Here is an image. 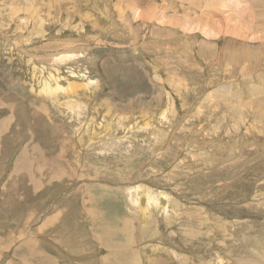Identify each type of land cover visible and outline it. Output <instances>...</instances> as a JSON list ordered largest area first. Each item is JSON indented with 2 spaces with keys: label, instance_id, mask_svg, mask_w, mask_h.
<instances>
[{
  "label": "rangeland",
  "instance_id": "obj_1",
  "mask_svg": "<svg viewBox=\"0 0 264 264\" xmlns=\"http://www.w3.org/2000/svg\"><path fill=\"white\" fill-rule=\"evenodd\" d=\"M168 1L0 0V264H244L263 238L264 0Z\"/></svg>",
  "mask_w": 264,
  "mask_h": 264
},
{
  "label": "bare ground",
  "instance_id": "obj_2",
  "mask_svg": "<svg viewBox=\"0 0 264 264\" xmlns=\"http://www.w3.org/2000/svg\"><path fill=\"white\" fill-rule=\"evenodd\" d=\"M168 1V0H167ZM178 1H180L181 2V0H178ZM222 1V0H221ZM169 2V1H168ZM183 2H184V0H183ZM233 3H234V0H233ZM237 3H239V1H237ZM150 4V3H149ZM215 4V3H214ZM236 4V3H235ZM124 5V4H123ZM144 5V4H143ZM151 5V4H150ZM206 5V4H205ZM229 5V4H228ZM232 5H234V4H232ZM235 6V5H234ZM145 7V6H144ZM191 7H193V6H191ZM214 7V6H213ZM224 8V7H223ZM130 9H131V15H132V18L134 17V19L135 20H137V19H141L142 17H143V15H142V12H140L139 10H141V9H139L137 6H135V5H132L131 7H130ZM148 9V8H147ZM150 9V8H149ZM151 10V12H152V9H150ZM162 10V9H161ZM191 10V9H190ZM204 10H206V9H204ZM236 12V11H235ZM250 12V11H249ZM187 13V12H186ZM201 13V12H200ZM208 13V12H207ZM232 13H234V12H232ZM152 14V13H151ZM150 14V15H151ZM202 14L204 15V13L202 12ZM221 14V13H220ZM146 15H147V13H146ZM153 15H155V14H153ZM153 15H151L152 16V18L154 17ZM159 15V14H158ZM207 15V14H206ZM218 15H219V13H218ZM228 15H230V14H228ZM165 16V15H164ZM168 16V15H167ZM166 16V17H167ZM174 16V15H173ZM141 17V18H140ZM146 17V16H145ZM150 16H148V18H149ZM156 17V16H155ZM223 18L225 17V15H223L222 16ZM147 18V19H148ZM151 18V19H152ZM161 17H159V19H160ZM173 18V17H172ZM190 18V17H189ZM202 18H205V17H202ZM207 18V17H206ZM228 18V17H227ZM150 19V18H149ZM148 19V20H149ZM151 19H150V21H151ZM159 19H157L158 21H159ZM226 19V18H225ZM229 19V18H228ZM228 19H226V20H228ZM231 19V18H230ZM233 19H235V18H233ZM157 20H155V21H157ZM172 20V19H171ZM170 20V21H171ZM191 20H193L192 18H191ZM205 20H207V19H205ZM225 20V21H226ZM236 20V19H235ZM262 20H264V19H262ZM153 21V20H152ZM155 21H153V22H155ZM188 21V20H187ZM196 21V20H195ZM199 21V20H198ZM203 21V20H202ZM201 21V22H202ZM161 22V21H160ZM167 23H169V24H167V25H170L172 22H168V21H166ZM175 22H177V21H175ZM186 22V21H185ZM189 22V21H188ZM200 22V23H201ZM210 22V21H209ZM208 22V23H209ZM158 23V22H157ZM234 23H236V21L234 22ZM238 23V22H237ZM263 23V22H262ZM138 24V23H137ZM196 24V23H195ZM195 24H193V26L194 27H198V26H196ZM201 24H203V23H201ZM241 24V23H240ZM161 25V24H160ZM164 25H166V24H164ZM174 25V24H173ZM173 25H172V27H173ZM210 26H211V24H209ZM216 25V24H215ZM236 26H239V23H238V25L237 24H235ZM234 25V26H235ZM259 25V24H258ZM264 25V24H263ZM191 26V25H190ZM192 26V27H193ZM223 26V25H222ZM226 26V29H224V27H223V29L224 30H226V31H224V30H222L223 31V33L224 32H227V31H229L228 32V35H229V33H230V31H231V34L232 33H234L235 32V34L237 33V35H239L238 33H240V32H242V30L239 32V29H241V27L239 28V27H236V28H239L238 29V31H236L237 29H235L234 31L232 30L233 28H231L230 27V29L231 30H227V24L225 25ZM229 26V25H228ZM244 26V25H243ZM169 27V26H168ZM193 27V28H194ZM234 27V28H235ZM131 28H132V26H131ZM166 28V27H165ZM171 28V27H170ZM190 28V27H189ZM218 28H219V26H218ZM206 29H208V28H206ZM217 29V28H216ZM221 29H222V27H221ZM264 29V28H263ZM218 30H220V29H218ZM246 30V27H245V29L243 30V31H245ZM198 31V30H197ZM233 31V32H232ZM247 31V30H246ZM133 32V31H132ZM209 31L207 30L206 32H205V34L206 35H209V33H208ZM216 33V36L218 35L217 34V32H215ZM220 33V32H219ZM223 33H222V35H223ZM245 33V32H244ZM244 33H242V34H244ZM174 34V33H173ZM186 34V33H185ZM225 34H227V33H225ZM241 34V33H240ZM249 34V33H248ZM255 34V33H254ZM96 35V34H95ZM135 35V34H134ZM195 35H197V34H195ZM233 36H235L234 34H232ZM189 36V35H188ZM241 36V35H240ZM240 36H238L239 38H240ZM243 36H248V35H243ZM250 36V35H249ZM135 37V36H134ZM133 37V38H134ZM137 37H138V35H137ZM179 37V36H178ZM236 37V36H235ZM251 37V36H250ZM257 37H259V36H257ZM217 38V37H216ZM242 38V37H241ZM245 38V40H246V37H244ZM244 38H242V39H244ZM137 39V38H136ZM135 39V40H136ZM213 39V38H212ZM225 39H226V37H225ZM229 39V37H227V40ZM235 39V38H234ZM248 39V38H247ZM252 39V38H251ZM256 39V38H255ZM259 39V38H258ZM207 40V39H206ZM230 40V39H229ZM237 40V39H236ZM257 40V39H256ZM209 41V40H208ZM231 41V40H230ZM233 41V40H232ZM252 41H255L254 40V37H253V40ZM234 42V41H233ZM212 43V42H211ZM232 43V42H231ZM247 43V42H246ZM208 44H209V42H208ZM249 44V43H248ZM48 45V44H47ZM205 45H207V44H205ZM212 45V44H211ZM211 45H209V46H211ZM214 45V44H213ZM200 46V45H199ZM243 46H245V44L243 45ZM247 46V45H246ZM212 47V46H211ZM248 47V46H247ZM76 48H77V50H76ZM76 48H72V47H70V46H66V47H64L63 48V51H61V52H55L54 54H50V56H52L53 57V63L54 64H62V62H69V61H72V60H75V61H78L79 62V60H78V58H80L81 56H83V54H84V52H81V50L79 49L78 50V47H76ZM206 49H207V47H206ZM214 49H215V47H214ZM226 49V48H225ZM233 49V48H232ZM235 50V49H234ZM233 50V51H234ZM250 50H252V48L250 47ZM254 50V49H253ZM256 50V49H255ZM75 51V52H74ZM85 51V50H84ZM208 51V50H207ZM214 51V50H213ZM229 51V50H228ZM236 51H237V49H236ZM240 51V50H239ZM230 53H232V50H231V52ZM234 53V52H233ZM239 53V52H238ZM241 54V51H240V53H239V55ZM244 54V53H243ZM251 54H252V52H251ZM261 54V53H260ZM259 54V55H260ZM228 55V54H227ZM230 55H233V54H230ZM230 55H229V57H230ZM246 55V54H245ZM244 55V56H245ZM259 55H257V57L259 56ZM238 56V55H237ZM243 56V55H242ZM254 57V56H253ZM260 57V56H259ZM231 58V57H230ZM229 59V58H228ZM255 59V58H254ZM231 60V59H230ZM244 60V59H243ZM246 60V59H245ZM232 61V60H231ZM256 61H258V60H256ZM237 62V61H236ZM245 66V65H244ZM247 66V65H246ZM59 67V66H58ZM56 70V69H55ZM243 71V70H242ZM245 72V71H244ZM50 73V72H49ZM51 74V73H50ZM170 74V73H169ZM172 74V73H171ZM263 76V75H262ZM85 77V76H84ZM76 78V77H75ZM48 82H49V80H47ZM43 82H45L44 80H43ZM43 82H40L41 84V87H39V88H41L40 90H44V91H47V90H51V88H50V86H49V84H48V82H47V84L45 83V84H43ZM51 82V81H50ZM57 87V86H56ZM47 94V93H46ZM53 94H56V93H54V92H52V91H49V93L47 94V95H50L51 96V98L54 100V101H57V99H54L53 98ZM50 98V99H51ZM52 101V100H51ZM59 101V100H58ZM53 102V101H52ZM79 102V101H78ZM57 103V102H56ZM69 103H71L70 101H69ZM75 103V102H74ZM85 103V102H84ZM54 106H55V102H53L52 103ZM72 105H73V103H71ZM228 104V103H227ZM43 105V104H42ZM75 105H78L77 104V102L75 103ZM45 108V107H44ZM76 111V110H75ZM35 115H37L36 113H35ZM161 117H164V114L163 113H161ZM6 122H4V124H5ZM80 124V123H79ZM161 133H162V130H160V129H158L156 132H154V135L155 136H157L158 138H159V136L161 135ZM153 135V136H154ZM79 137V136H78ZM156 137V138H157ZM161 137V136H160ZM89 140V139H88ZM158 140V139H157ZM162 141V140H161ZM165 141V140H164ZM94 142L93 141H91V139L88 141V143L87 144H89V145H91V144H93ZM169 146V145H168ZM193 150H194V148H193ZM197 151V150H196ZM124 156V155H123ZM184 159V158H183ZM183 159H181L179 162H178V164L180 163V162H182L183 161ZM112 163V162H111ZM119 163V162H118ZM189 165V164H188ZM119 166V165H118ZM15 169V168H14ZM19 169H21V168H19ZM174 169V168H173ZM169 172V171H168ZM57 177V176H56ZM138 186H139V184H138ZM127 187V186H126ZM137 187H128L127 188V190L129 191V194H130V191L132 190V189H136ZM139 188V187H138ZM126 190V191H127ZM125 191V192H126ZM137 192V191H136ZM135 192V190H134V193H136ZM62 194V193H61ZM135 195V194H134ZM137 195H139V194H137ZM147 195H148V193H147ZM133 195L132 194H130V197H132ZM145 196H146V194H145ZM159 196V195H158ZM155 197V196H154ZM154 197L150 194V195H148V197H147V199H148V201H150L148 204L150 205V204H152V202H156L155 201V199H154ZM157 197V196H156ZM160 197V196H159ZM141 198V197H140ZM130 199V202H131V204H133L134 206H136V204L139 202V198H137L136 196H134L133 198H129ZM157 199V198H156ZM60 200L61 199H59V200H56L57 201V203L59 204V202H60ZM57 203H53L52 204V207H55L56 205H58ZM157 205H158V203H157ZM152 206H154L155 207V205H152ZM159 206V205H158ZM148 207V206H147ZM157 207V206H156ZM143 208H145V207H143ZM159 208V207H158ZM147 209V211H148V208H145L144 209V211ZM140 210L142 211V208H140ZM192 210V209H191ZM162 211H164V209L162 210ZM143 212V211H142ZM57 212H55L54 214H47V213H44L42 216H38L36 219L37 220H41L42 222H40L41 224H43V222L44 221H47L48 223H49V221H51L52 220V222H53V219L56 217L57 218V214H56ZM144 213V212H143ZM46 214V215H45ZM175 214V213H174ZM179 214V213H178ZM139 215H140V220H141V224L143 225V222L142 221H144V217L142 216V214H140V212H139ZM145 215H146V212H145ZM36 219H35V221L34 222H36ZM121 220V219H120ZM177 220H178V217H177ZM122 221V220H121ZM124 222H126V221H124ZM145 222V221H144ZM202 222V221H201ZM45 224V223H44ZM250 224V223H249ZM249 224H247L248 226V231L247 232H245V234H244V236L242 235V241H243V243H244V248L242 249V252H244V254H245V256L242 258V260L244 261V264H252L254 261H255V255H254V252L255 251H264V236H263V238H256L255 236H253L252 235V231L250 232L249 231ZM233 226H234V228H235V226L237 227V226H240L241 227V225L240 224H237V222L236 223H234L233 222V224H232ZM122 226V225H121ZM61 229H63V231L61 232V236L63 237V238H65V239H67L68 240V238L70 237V233H72V231H69V229H67L66 227H65V225H63V224H61ZM104 228V227H103ZM108 228H111V227H108ZM116 229V228H115ZM58 230H60V229H58ZM110 230V229H109ZM124 230V229H123ZM192 230V229H191ZM212 230V229H211ZM56 231V230H55ZM142 229L140 228V231H138V233L139 234H141L142 232ZM59 232V231H58ZM130 232H131V230H130ZM50 233V232H49ZM54 233H56V232H54ZM155 233H156V231H155ZM57 234V233H56ZM122 234V237H123V240L124 241H128L129 239H128V235L125 233V232H123V233H121ZM52 235V234H51ZM39 236V235H38ZM54 236V235H53ZM133 236V235H132ZM153 236H154V234H153ZM109 237V236H108ZM28 238V237H27ZM38 240H40V241H42V240H45L44 238H42L41 236H39V238L38 237H36ZM157 238H158V236H157ZM160 238V237H159ZM54 239V238H53ZM62 239V238H61ZM151 239H153V238H151ZM161 239V238H160ZM134 240H135V238H134ZM148 240V239H147ZM154 240H155V238H154ZM163 240V239H162ZM27 243H26V246H27V248H28V250L29 251H31V248H33V247H36V245H37V243L39 244V242H37V243H34V246L32 245L33 243H32V241H28V240H25ZM52 241V240H51ZM145 241V240H144ZM155 241H158L157 239L155 240ZM149 242H151V241H149ZM148 242V243H149ZM164 242V241H163ZM23 243V242H22ZM118 243H120V242H118ZM142 243V242H141ZM141 243H140V245H141ZM165 243V242H164ZM189 243V242H188ZM124 244V243H123ZM137 244V243H136ZM151 244V243H150ZM153 244V243H152ZM157 244V243H156ZM22 245H24V243L22 244ZM61 245V244H60ZM60 245H58L57 246V248L60 246ZM64 244H62V246H63ZM87 245V244H86ZM132 245H134V244H132ZM164 245V244H163ZM61 246V247H62ZM66 246V245H65ZM120 246H123V245H120V244H118L115 248L117 249V248H119ZM125 247V246H124ZM141 247V246H140ZM60 248V247H59ZM88 248L90 249V247L88 246ZM91 248H94L93 246H91ZM123 248V247H122ZM125 248H127V247H125ZM130 248V247H129ZM142 248V247H141ZM72 249V248H71ZM137 249V248H136ZM93 250V249H92ZM139 250V249H138ZM112 251V250H111ZM65 252V251H64ZM86 251H84L83 253H84V255L82 256V259L81 260H76V258L75 257H73L72 259L70 258L71 256H69V259H70V262H71V264H76V263H82V264H85V263H87V261L89 260V258L90 257H92V255H95V253L93 252V251H91L89 254H88V252L87 253H85ZM115 252H117V250H115ZM33 253V252H32ZM120 253V252H119ZM122 253V252H121ZM35 256H36V254L35 253H33ZM117 254V253H116ZM260 254H261V252H260ZM41 255H42V253H41ZM41 255H39V256H41ZM48 255V254H47ZM50 255V254H49ZM88 255H90V256H88ZM115 256V255H114ZM130 256V255H129ZM84 257H88V258H84ZM219 257V256H218ZM8 258V257H7ZM41 258H42V256H41ZM84 258V259H83ZM116 258V257H115ZM43 259L45 260V264H58L57 263V261H55V260H53V259H49V258H45L44 256H43ZM86 259V260H85ZM151 259V258H150ZM222 259V258H221ZM221 259H218V263H222V261H221ZM9 260V259H8ZM241 260V259H240ZM257 260V259H256ZM259 260H261V259H259ZM134 261H136V260H134ZM150 261V260H149ZM152 261V260H151ZM154 261V260H153ZM153 261L152 262H150V263H153ZM156 261H158V260H156ZM155 261V262H156ZM216 262V263H217ZM90 263V262H89ZM135 263V262H134ZM113 264V263H112ZM237 264V263H236ZM239 264V263H238Z\"/></svg>",
  "mask_w": 264,
  "mask_h": 264
},
{
  "label": "crops",
  "instance_id": "obj_3",
  "mask_svg": "<svg viewBox=\"0 0 264 264\" xmlns=\"http://www.w3.org/2000/svg\"><path fill=\"white\" fill-rule=\"evenodd\" d=\"M36 109H37V108H36ZM37 111H38V109H37ZM36 114H37V113H36ZM4 120H6V119H4ZM108 217H109V216L105 217V219H107ZM107 220H108V219H107ZM7 222H8V221H7ZM7 222H6V223H7ZM107 223H110L109 220L107 221ZM165 231H167V229H166ZM162 232H164V231H162ZM164 233H165V232H164ZM169 233H170V231H169Z\"/></svg>",
  "mask_w": 264,
  "mask_h": 264
}]
</instances>
